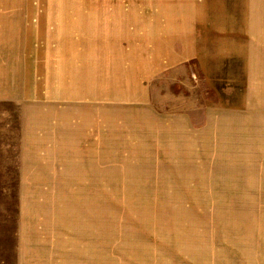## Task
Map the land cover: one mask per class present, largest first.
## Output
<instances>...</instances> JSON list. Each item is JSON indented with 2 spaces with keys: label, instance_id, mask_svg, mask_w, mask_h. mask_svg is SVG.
<instances>
[{
  "label": "rangeland",
  "instance_id": "obj_1",
  "mask_svg": "<svg viewBox=\"0 0 264 264\" xmlns=\"http://www.w3.org/2000/svg\"><path fill=\"white\" fill-rule=\"evenodd\" d=\"M257 23L264 0H0V264H264V109L230 73Z\"/></svg>",
  "mask_w": 264,
  "mask_h": 264
},
{
  "label": "crops",
  "instance_id": "obj_2",
  "mask_svg": "<svg viewBox=\"0 0 264 264\" xmlns=\"http://www.w3.org/2000/svg\"><path fill=\"white\" fill-rule=\"evenodd\" d=\"M226 20H229L231 25H236L238 22L239 25H242L240 23H247L248 18L229 17ZM258 20L261 22L262 19ZM257 24L264 26V23ZM247 34L249 35V33ZM250 34L251 37L255 35L262 39L259 42L261 46L256 45L254 39L247 41L246 45H238V52L231 56L230 73L235 76H232L231 79L237 84L232 88L237 92L236 96L241 100L240 105L250 106L256 104L264 109V29H252Z\"/></svg>",
  "mask_w": 264,
  "mask_h": 264
}]
</instances>
